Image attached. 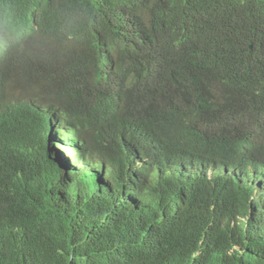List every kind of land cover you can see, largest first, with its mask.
Masks as SVG:
<instances>
[{
	"label": "trees",
	"instance_id": "obj_1",
	"mask_svg": "<svg viewBox=\"0 0 264 264\" xmlns=\"http://www.w3.org/2000/svg\"><path fill=\"white\" fill-rule=\"evenodd\" d=\"M214 67L221 81L209 115L217 121L176 126L166 98L175 77L209 83ZM13 86L74 113L104 140L108 167L79 158L58 180L54 163L64 146L36 127L45 122L29 117L28 95V114L12 111ZM30 100L39 115L52 106ZM146 137L168 154L182 142L215 155H264V0H0V159L17 167L8 183L0 166V264H264V211L254 188L244 193L252 211L243 242L231 230L208 229L203 239L217 249L189 263L170 258L139 220L107 213L109 194L141 205L187 202L191 220L183 224L197 240L212 213L227 217L204 197L202 177L181 178L180 196L152 185L150 174L139 181L135 159Z\"/></svg>",
	"mask_w": 264,
	"mask_h": 264
},
{
	"label": "clouds",
	"instance_id": "obj_2",
	"mask_svg": "<svg viewBox=\"0 0 264 264\" xmlns=\"http://www.w3.org/2000/svg\"><path fill=\"white\" fill-rule=\"evenodd\" d=\"M44 53L49 55L46 50ZM220 81L221 75L216 72L215 67L209 83L191 74L176 76L166 96L168 104L176 110L175 125L205 129L216 122V118L209 113L218 102L219 94L215 88L219 86ZM23 90L21 86L9 88V105L12 111L22 109L27 114L29 111L28 115L32 120L35 117L42 118L45 124L34 122L36 127L46 133L49 141L58 150L59 146H64L63 150H59L60 154L54 163L58 180L67 178L76 169L79 158L95 162L93 165L108 167V155L102 149L101 142L104 143V140L101 137H97L96 133L82 126L74 113L51 103L46 95L43 96L44 99L52 106L39 115L38 111L29 108L32 103L30 98L43 97H30ZM208 90H211V93ZM27 95L28 111L24 105ZM77 133L83 134V137L78 138ZM174 146L172 154L164 153L154 138L146 137L144 149L140 157L135 159V164L143 170V174L137 173V179L144 182L147 174H150L152 176L149 180L152 185L158 188L169 186L172 195L180 196L181 178L189 174L194 175L193 177H202L208 183V191H203L204 197L225 212L227 217L222 213L217 219L216 214L212 213L211 222L204 223L200 229L202 237L197 240L195 233L183 224L191 220L190 206L187 202L177 206L179 201L170 199L157 206L148 203L141 205L137 201L130 203L122 196L109 194V200L113 204L111 209H107V213L128 217L137 221L136 224L139 220L141 231L144 228L150 229L156 245L160 249L162 247L172 259H176L175 256L178 255L180 258L176 259L177 262L189 263L185 260L217 249L214 239H203L208 229L220 230L223 233L231 230L232 238L243 242L242 233L247 230V221L252 211L251 206L247 207L245 204L246 189H255L252 200L257 199L256 209L264 211V155L259 153L215 155L212 151L206 153L188 149L182 142L174 143ZM0 166L5 169L1 179L10 183L16 176L9 174L8 170L17 167L13 165L10 157L0 159ZM123 181L129 182L126 177ZM58 192L56 189L55 198H58ZM84 196H87L86 192ZM262 245L264 248V242ZM235 249L239 248L235 246ZM5 256V252L0 251V258L3 259Z\"/></svg>",
	"mask_w": 264,
	"mask_h": 264
},
{
	"label": "rangeland",
	"instance_id": "obj_3",
	"mask_svg": "<svg viewBox=\"0 0 264 264\" xmlns=\"http://www.w3.org/2000/svg\"><path fill=\"white\" fill-rule=\"evenodd\" d=\"M77 137H78V138H81V137H83V134H81V133H77Z\"/></svg>",
	"mask_w": 264,
	"mask_h": 264
},
{
	"label": "bare ground",
	"instance_id": "obj_4",
	"mask_svg": "<svg viewBox=\"0 0 264 264\" xmlns=\"http://www.w3.org/2000/svg\"><path fill=\"white\" fill-rule=\"evenodd\" d=\"M182 203H183V202H179V203L177 204V206H178V205H179V206H181V205H182Z\"/></svg>",
	"mask_w": 264,
	"mask_h": 264
}]
</instances>
